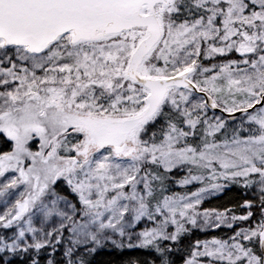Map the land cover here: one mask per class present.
<instances>
[{
    "label": "snow or ice",
    "instance_id": "snow-or-ice-1",
    "mask_svg": "<svg viewBox=\"0 0 264 264\" xmlns=\"http://www.w3.org/2000/svg\"><path fill=\"white\" fill-rule=\"evenodd\" d=\"M105 246L264 264V0H0V264Z\"/></svg>",
    "mask_w": 264,
    "mask_h": 264
},
{
    "label": "trees",
    "instance_id": "trees-1",
    "mask_svg": "<svg viewBox=\"0 0 264 264\" xmlns=\"http://www.w3.org/2000/svg\"><path fill=\"white\" fill-rule=\"evenodd\" d=\"M219 114V113H217ZM190 187V186H189ZM192 190H195L194 187H190ZM180 190V189H178ZM182 191V190H180ZM243 189L233 185L232 187L226 189L225 193L213 199L212 201H206L202 205V208H217L223 210L225 207H233L238 202L244 199ZM251 198V197H249ZM239 211V210H238ZM229 229H212L204 232L198 230H193V232L184 238L183 244L187 245L189 242H195L196 239H212V238H226ZM62 249H59L54 257H49L47 253L40 257L41 264H46L47 259L52 258L56 261V264H59V261L62 258ZM143 252V250L138 249H124L119 250L111 246H105L97 250V252L90 257L91 264H130V261L133 259L145 260L148 259ZM177 262H179L180 257L177 255L175 257Z\"/></svg>",
    "mask_w": 264,
    "mask_h": 264
},
{
    "label": "rangeland",
    "instance_id": "rangeland-1",
    "mask_svg": "<svg viewBox=\"0 0 264 264\" xmlns=\"http://www.w3.org/2000/svg\"><path fill=\"white\" fill-rule=\"evenodd\" d=\"M190 187H192V186H190ZM226 191V190H225ZM225 191L223 192V193H225ZM223 193H220V194H217V195H213V196H210V197H208L204 202H206V201H212L213 199H215V198H217L218 196H220V195H222ZM204 202H203V204H204ZM202 204V205H203ZM201 208H202V206H201ZM203 209V208H202ZM221 210V209H220ZM210 230H212V229H210ZM208 231V230H207Z\"/></svg>",
    "mask_w": 264,
    "mask_h": 264
},
{
    "label": "water",
    "instance_id": "water-1",
    "mask_svg": "<svg viewBox=\"0 0 264 264\" xmlns=\"http://www.w3.org/2000/svg\"><path fill=\"white\" fill-rule=\"evenodd\" d=\"M217 113H219V111L217 110ZM238 115V114H237Z\"/></svg>",
    "mask_w": 264,
    "mask_h": 264
}]
</instances>
